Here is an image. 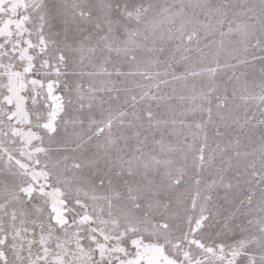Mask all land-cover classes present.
<instances>
[{"label":"rangeland","instance_id":"374dc122","mask_svg":"<svg viewBox=\"0 0 264 264\" xmlns=\"http://www.w3.org/2000/svg\"><path fill=\"white\" fill-rule=\"evenodd\" d=\"M137 243L264 264V0H0V264Z\"/></svg>","mask_w":264,"mask_h":264},{"label":"bare ground","instance_id":"6f19581e","mask_svg":"<svg viewBox=\"0 0 264 264\" xmlns=\"http://www.w3.org/2000/svg\"><path fill=\"white\" fill-rule=\"evenodd\" d=\"M55 209V208H54ZM57 209V208H56ZM61 210V208H60ZM55 210V221H63L61 211ZM58 222V221H57ZM114 264H180L171 257H169L164 251L162 246H158L150 243H137L135 244V254L133 257H128L125 260H119Z\"/></svg>","mask_w":264,"mask_h":264}]
</instances>
